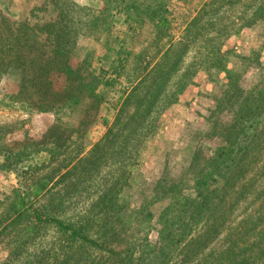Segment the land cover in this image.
Here are the masks:
<instances>
[{"label": "trees", "instance_id": "trees-1", "mask_svg": "<svg viewBox=\"0 0 264 264\" xmlns=\"http://www.w3.org/2000/svg\"><path fill=\"white\" fill-rule=\"evenodd\" d=\"M50 1L58 8L57 16L40 24L15 23L0 16V77L12 76L18 87L8 96L25 109L56 116L40 139H26L0 148V168L15 171L18 164L28 162L33 155L46 154L42 162L28 163L26 170L17 174L34 179L27 186L25 180L20 181L18 187L12 189L13 202L8 211L14 216L2 229L31 213L35 224H54L69 240H79L105 252L107 258L114 260L113 264H190L223 233L231 204L243 194L241 187L234 189L233 177L236 171L245 178L255 165L250 151L259 143L258 133L264 131V122L257 120L264 113V88L254 95H242L243 89L238 85V89L232 91L237 92L235 98L228 96L226 103L236 108L234 126L227 132V144L191 180H176L166 175L155 183L151 198L133 208L127 194L122 193L126 187L122 176L118 184L98 196L77 222L66 223L50 214H42L32 202L60 182L73 180V183L68 181L70 185H63L67 194L71 187L73 191L87 190L94 173L108 161L101 158L104 159L117 135V132L110 134L124 107L136 100L123 126L134 119L132 128H137L156 103L180 59L179 56L170 62L166 60L167 55L174 52L177 41L168 8L172 0H106L96 16L91 15L92 8L70 0ZM254 14L264 15V1ZM116 21H119L118 26ZM117 27L123 30H116ZM144 27L149 28L152 39L141 52H134ZM190 31L192 28L186 26L180 33L185 35ZM97 34L105 53L104 62L95 71L88 68L92 63L89 55L80 62L73 58L78 52L79 38ZM150 48L154 49L151 58L155 59V64L145 74L143 71L150 61L144 57ZM210 57L213 65L222 59L219 50L212 49ZM54 75L60 81L59 88L55 86ZM233 76L227 73L229 88L235 84ZM141 88H145L143 94H140ZM111 91L118 96L109 100L107 96ZM149 92L148 101L141 107ZM250 99L252 107L248 104ZM253 108L261 110L258 116H254ZM111 109L115 111L113 117L111 114L113 120L108 117ZM65 114L72 123L63 122ZM93 124L107 130L99 141L91 144L86 135ZM78 137L86 138L75 144L74 138ZM72 142L74 148H71ZM163 199L168 202L155 214L152 203ZM60 201H64L63 198ZM9 218L5 215L3 220ZM90 227L102 229L101 242L89 236ZM151 230L157 234L155 241L148 238ZM247 233L248 230H243L220 251L224 264H264V229L261 233ZM126 237L132 241L125 242ZM115 242L123 243L118 251L112 248ZM41 261L34 264H46Z\"/></svg>", "mask_w": 264, "mask_h": 264}, {"label": "rangeland", "instance_id": "rangeland-1", "mask_svg": "<svg viewBox=\"0 0 264 264\" xmlns=\"http://www.w3.org/2000/svg\"><path fill=\"white\" fill-rule=\"evenodd\" d=\"M70 1L92 8V16L98 15L106 4V0ZM262 1L172 0L168 8L172 32L177 36V41L174 52H168L166 60L170 62L179 56L180 59L152 109L141 124L133 129L134 119L123 125L137 102L131 100L124 107V113L110 134L117 132V135L104 154V159L101 158H108V161L94 173L87 190L78 188L81 191H73L71 187L68 194L65 193L63 185L73 183L70 178L35 199L32 206L42 214L74 223L82 219L102 192L118 184L122 176L126 186L122 193L127 194V201L133 208L151 198L155 183L162 181L166 175L176 180H191L227 144V132L234 126L233 111L236 108L226 103L228 96L235 98L237 92L232 91L238 89V85L243 89L242 95H254L257 90L264 88V15L254 14ZM57 12L58 8L50 0H0V16L15 23L25 21L40 24L54 19ZM193 21L195 24L192 25ZM118 24L119 21H116ZM186 26L191 27L192 31L182 35L180 32ZM120 29L123 30L122 27L116 28ZM196 30H199V34L194 37ZM98 36H81L78 52L73 58L80 62L89 55L92 63L88 68L95 71L104 62L102 57L105 53L103 42L97 39ZM138 39L139 45L134 52H141L142 47L152 39L149 28H145ZM212 49L219 50L222 57L215 65L210 57ZM153 50L150 48L149 54L147 52L144 57V60L150 61L147 67L143 63L145 74L155 64V59L151 58ZM228 72L234 75L232 81L235 84L231 88L228 87ZM58 80L54 75L57 88L60 85ZM17 88L12 76L0 77V148L26 139H40L56 120L53 113L30 111L9 97L8 94L16 92ZM144 91L145 88H141L140 94ZM112 96L117 97L118 93L111 91L107 99L110 100ZM149 97L150 92L141 107H144ZM218 102L221 105L217 106ZM248 104L249 107L252 105L251 99ZM253 109L256 110L254 116H258L261 110ZM114 112L110 110L109 120H113ZM62 120L72 123L67 114L63 115ZM257 120L264 122V113ZM120 127L122 129L118 130ZM106 128L93 124L86 137L93 144L100 140ZM258 135L259 143L250 151L255 157V165L245 178L238 176L235 171L234 189L241 187L243 194L231 204L225 230L190 264H224L226 262L221 258L220 251L233 238L238 237L243 230L252 234L261 233L264 229V131ZM86 137L74 138V143L84 141ZM74 143L71 148H74ZM45 157L44 152L35 154L28 162L18 164L16 171L0 168V264H34L40 260L46 264H113L114 260L107 258L105 252L79 240H69L54 224H35L31 213L2 229L14 216L11 210L8 211L13 202L12 189L18 187L20 181L25 180L27 186L34 179L30 175L19 177L17 174L26 170L28 163L35 165ZM61 198L64 201H60ZM167 202L165 199L156 200L151 209L158 214ZM5 215L10 218L3 220ZM89 236L101 242L104 233L102 229L90 227ZM148 238L155 241L156 232L151 230ZM131 241V238H125V242ZM118 243L115 242L112 247L115 251L123 247V243Z\"/></svg>", "mask_w": 264, "mask_h": 264}]
</instances>
